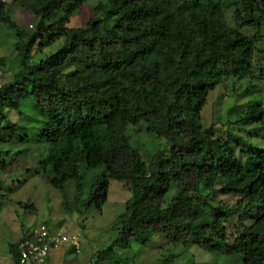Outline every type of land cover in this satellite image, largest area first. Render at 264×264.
<instances>
[{
	"label": "trees",
	"instance_id": "trees-1",
	"mask_svg": "<svg viewBox=\"0 0 264 264\" xmlns=\"http://www.w3.org/2000/svg\"><path fill=\"white\" fill-rule=\"evenodd\" d=\"M85 1L0 0V25L16 29L17 41L22 33L9 8L37 20L27 42L13 45L19 70L0 85V144L10 143L16 129L6 112L33 99L52 188L72 181L75 209L105 200L107 182L97 180L79 198L83 172L101 167L108 180L127 188L116 236L91 264H108L113 250L128 251L132 243L143 248L153 237L238 264H264V150L230 132L215 139L214 127H202L199 116L207 94L227 78L247 79L248 89L264 82V47H255L257 33L239 31L260 29L264 0H103L84 27H67ZM58 41L55 52L30 60L34 47ZM262 120L254 104L226 125L261 123L250 131L257 138L264 135ZM129 126L164 141L147 163L129 144ZM214 193L237 198L218 204ZM230 222L236 231L228 236ZM18 243L7 245L13 264ZM178 258L167 252L154 264Z\"/></svg>",
	"mask_w": 264,
	"mask_h": 264
},
{
	"label": "rangeland",
	"instance_id": "rangeland-1",
	"mask_svg": "<svg viewBox=\"0 0 264 264\" xmlns=\"http://www.w3.org/2000/svg\"><path fill=\"white\" fill-rule=\"evenodd\" d=\"M10 5V0H3ZM103 0H86L72 13L67 27H84L93 15L95 6ZM10 19L22 38L17 41L16 29L0 25V85L11 80L19 70L13 52L16 42L26 43L32 35L37 20L18 7L9 8ZM242 34L248 37L256 35V48L264 47V24L258 30L241 29ZM62 41L54 43L48 48L38 50L34 47L30 52V60L37 61L46 55L55 52ZM247 79L227 78L216 85L207 94L205 104L200 111L202 127L213 126L215 139H225L230 132L242 137L257 150H264V135L257 138L251 130H256L261 123L227 126L226 122H234L241 116L249 105L259 104L263 110L264 124V82L259 81L252 88ZM33 99L25 100L19 111L6 112L8 120L15 124L14 136L10 143L0 144V264H13L7 253V245L18 243L22 237L31 239L42 223L48 228L57 230L67 237L76 236L79 242V252L73 253L68 245H61L58 249L49 250L44 264H91L96 253L105 250L115 238L117 227L116 217L122 213L124 203L129 199V192L122 184L108 180L101 167L92 171L83 172L82 188L79 198L85 200L88 196L90 183L95 180L107 182L105 200L91 203L89 206L74 208V183L67 182L62 190L52 188L48 181L50 176L44 162L48 153V146L39 137V128L32 119ZM32 106V108H31ZM29 111H31L29 113ZM28 115V116H27ZM255 134H258L255 133ZM126 135L129 144L136 149L140 159L147 163L153 153L164 146L162 139H157L144 130H137L129 126ZM240 159L237 150L234 151ZM215 203L232 205L237 197L222 196L214 193ZM65 201L69 210L62 206ZM97 202V203H96ZM18 203L30 206V209H21ZM100 203V204H98ZM77 204V203H76ZM236 226L230 222L227 226V235H233ZM231 245V241L227 240ZM160 237H153L148 245L141 248L132 243L128 251L113 250L106 260L108 264H154L167 254L179 253L176 264H238L237 261L203 252L192 245L184 248L165 245ZM176 248V249H175Z\"/></svg>",
	"mask_w": 264,
	"mask_h": 264
},
{
	"label": "built area",
	"instance_id": "built-area-1",
	"mask_svg": "<svg viewBox=\"0 0 264 264\" xmlns=\"http://www.w3.org/2000/svg\"><path fill=\"white\" fill-rule=\"evenodd\" d=\"M68 244L75 251L78 249L75 237H67L59 232L46 231L43 226L35 231L31 239H24L18 243L17 264H44L48 251L58 249L61 245Z\"/></svg>",
	"mask_w": 264,
	"mask_h": 264
},
{
	"label": "clouds",
	"instance_id": "clouds-1",
	"mask_svg": "<svg viewBox=\"0 0 264 264\" xmlns=\"http://www.w3.org/2000/svg\"><path fill=\"white\" fill-rule=\"evenodd\" d=\"M42 226H43V225H42ZM50 230H51V231H54V232H55V231L58 232L57 230H54V229L51 228V227L48 228V231H50ZM71 237H75V238H76L77 245H78V248H79V242H78L77 237H76V236H71ZM22 240H23V238H22ZM22 240H21V241H22ZM65 245H68V244H65ZM68 246H69V245H68ZM69 248H70V249H71V248L73 249V253H76V254H77V253L79 252V249H77V251H75V249H74L73 247L69 246Z\"/></svg>",
	"mask_w": 264,
	"mask_h": 264
},
{
	"label": "crops",
	"instance_id": "crops-1",
	"mask_svg": "<svg viewBox=\"0 0 264 264\" xmlns=\"http://www.w3.org/2000/svg\"><path fill=\"white\" fill-rule=\"evenodd\" d=\"M23 238V237H22Z\"/></svg>",
	"mask_w": 264,
	"mask_h": 264
}]
</instances>
